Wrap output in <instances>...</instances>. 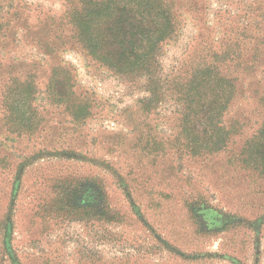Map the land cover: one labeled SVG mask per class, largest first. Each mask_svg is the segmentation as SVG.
I'll use <instances>...</instances> for the list:
<instances>
[{
	"label": "rangeland",
	"instance_id": "rangeland-1",
	"mask_svg": "<svg viewBox=\"0 0 264 264\" xmlns=\"http://www.w3.org/2000/svg\"><path fill=\"white\" fill-rule=\"evenodd\" d=\"M71 1L0 0V264H264V0H166L177 35L140 49L147 64L126 80L51 52ZM147 1H126L138 25L154 20ZM212 61L232 94L217 151L201 149L169 91ZM10 72L38 82L33 132L3 120Z\"/></svg>",
	"mask_w": 264,
	"mask_h": 264
},
{
	"label": "trees",
	"instance_id": "trees-1",
	"mask_svg": "<svg viewBox=\"0 0 264 264\" xmlns=\"http://www.w3.org/2000/svg\"><path fill=\"white\" fill-rule=\"evenodd\" d=\"M126 1L119 0L120 6L118 7L112 4L110 0L71 1L64 14V20L66 19V24L70 27L69 34L66 37L61 35L56 37L55 40L59 48H53L51 52L59 51L64 54L73 51L80 54L86 63L88 62L87 67L89 69L98 65L99 68L107 66L109 72L117 78L123 80L133 79L138 75L137 68L146 66L149 59L148 55L138 56L139 50L143 48H152L153 50L154 47L173 40L177 35V30L172 23V14H169L166 7V0H149L142 4L140 9L145 12L142 19H147L146 15L148 14L154 16V20L150 21V25H143L142 22L138 25L135 17L133 19L128 17L132 12V8L131 5L129 6L130 2ZM161 6L164 7L163 11ZM153 9L155 15L152 13ZM127 17L131 20L129 26H133V30H126L123 27L128 20ZM8 24L9 22H0V35H3V37L11 36L7 34L9 29L4 30L5 25ZM115 25H118V27H115ZM110 31H112V34ZM149 37H152V39ZM153 42L155 46H153ZM116 43L118 45L117 53H106L109 45ZM47 48L48 50L52 48L51 43ZM158 49L161 48L158 47ZM132 58H135V60L132 61ZM62 68L64 67H53L48 83L49 87L57 82L58 76L55 75ZM219 68L220 65L212 61L206 72L193 75L186 83H183L182 74L169 81L171 83L169 88L171 99H174L178 104H182V116L194 132L197 144L201 146V149H211L212 151L226 149L230 144V135L232 134V127H229L223 121L232 94L227 100L225 99L227 81L225 76L219 77V72H217ZM141 72L143 75L146 68L143 67ZM8 76H11L9 81H4V79L2 81L4 87L2 109L5 113L3 120L10 119L12 123L20 120L22 127L19 130H31L33 132L35 130L29 124L31 120L26 119L25 114L30 109V112L35 115V109L31 108V103L35 101L36 93L39 92L38 82L35 85L33 74L14 75L10 72ZM154 78L156 77L151 76V81L155 85ZM156 92L157 89H153V95ZM168 96L165 95L166 100H169ZM53 98L57 99L58 97L53 95ZM60 100L67 105L64 108L65 112L73 109L68 104L69 99L62 97ZM261 100L264 107V97ZM262 133L264 136V126ZM244 149H251V145L247 143ZM254 149L256 148L254 147ZM258 149H264V143ZM254 161L251 168L257 169V159L254 158Z\"/></svg>",
	"mask_w": 264,
	"mask_h": 264
}]
</instances>
